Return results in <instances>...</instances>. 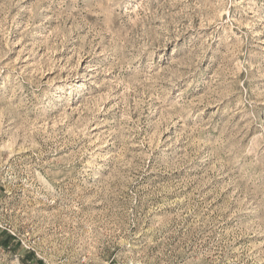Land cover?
<instances>
[{
	"label": "rangeland",
	"instance_id": "obj_1",
	"mask_svg": "<svg viewBox=\"0 0 264 264\" xmlns=\"http://www.w3.org/2000/svg\"><path fill=\"white\" fill-rule=\"evenodd\" d=\"M0 264H264V0H0Z\"/></svg>",
	"mask_w": 264,
	"mask_h": 264
}]
</instances>
